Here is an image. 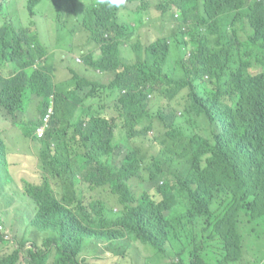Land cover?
I'll return each mask as SVG.
<instances>
[{"label": "trees", "instance_id": "16d2710c", "mask_svg": "<svg viewBox=\"0 0 264 264\" xmlns=\"http://www.w3.org/2000/svg\"><path fill=\"white\" fill-rule=\"evenodd\" d=\"M52 1L61 23L79 21L77 5L84 3L91 45L82 48L81 69L66 66L73 86H60L33 31L18 21L0 25V125L10 124L0 129V225L28 221L0 264L20 257L25 264H97L80 256L85 241L113 247L116 264L125 256L127 264L240 261L244 226L264 215V0L155 5L174 18L166 37L177 46L182 78L164 69L168 39L139 33L144 0L134 10L128 4L138 0L119 9L99 0ZM39 2L26 0L31 16ZM241 18L250 29L238 27ZM128 40L130 49L143 50L142 60L125 62ZM255 66L261 70L253 73ZM104 76L108 101L93 110L89 100ZM169 88L168 102L151 113L150 95ZM182 90L186 102L179 108L174 100ZM50 100L53 113L38 138L34 130ZM19 113L25 119L16 124ZM144 116L158 124V135L137 127ZM120 127L130 139L125 149L114 142ZM30 144L31 171L26 163L27 169L15 166L13 175L22 178H12L9 158L15 155L16 165ZM155 145L160 149L149 158ZM143 175L142 190L137 182L133 191L131 181Z\"/></svg>", "mask_w": 264, "mask_h": 264}, {"label": "rangeland", "instance_id": "374dc122", "mask_svg": "<svg viewBox=\"0 0 264 264\" xmlns=\"http://www.w3.org/2000/svg\"><path fill=\"white\" fill-rule=\"evenodd\" d=\"M166 2L167 0H144L147 9L141 10L138 14L140 18H144L145 24L140 27V31L144 34L149 35H162L169 36L172 32L171 23L174 22V18L169 16V11H165L163 15H161L160 11L155 9V5L160 2ZM140 0L134 1L133 3L128 4V7L131 10H134V4H138ZM77 9V13L80 14L82 18L78 21H69L67 23L57 22L54 15V4L52 0H40V2L35 6L36 15L31 16L26 8V0H0V25L4 19L15 22L18 21L21 25L25 27H29L31 31L35 34L38 41L41 42L47 49V60L49 64L56 67V71L54 73V80L60 86H73L74 82L70 79L69 73L66 70V66H70L76 70H79L83 66L82 55L86 50H82V48H86L91 43H87V34H88V22L90 21V17L85 13L84 3H79ZM125 5V9L123 11H128V8ZM47 9V15H46ZM51 10L52 15H49V11ZM77 19V15H74ZM121 17L125 20H128V14L122 13ZM83 19V21H82ZM136 23H140L136 21ZM238 27L242 25V22H239ZM167 38V37H166ZM142 42H146V38H140ZM168 39V38H167ZM131 41L128 40L125 47H123L126 60L125 62H129L132 60H142L144 58L143 50H132L130 49L129 43ZM169 42V39H168ZM132 43V42H131ZM94 43H92L91 48H94ZM179 57V52L177 46L172 41L169 42V54L164 64V69L171 72L173 76H179L182 78L183 69H181V65H178L177 60ZM79 58V61L76 60ZM46 60V62H47ZM0 67H2L0 65ZM261 70L260 66H255L251 68V72L256 73ZM8 71V68H7ZM98 80V79H97ZM109 83V76H104L99 80L98 85L95 86L96 93L95 96L92 97L89 101H91L92 109L96 110L100 106H106L108 98L106 96L105 87ZM173 88H169L163 94L153 93L150 95V112H154L158 107L164 106L169 97L171 96ZM186 90H182L180 94L174 100V103L178 105L179 108L183 107L186 102L185 96ZM36 102L33 101L29 104L28 108H34ZM108 114L113 113L109 110ZM34 115V112H33ZM26 116H29V112H26ZM31 118V117H30ZM25 119V116L20 113L14 118L16 124H21V120ZM28 122V121H27ZM10 126L8 121H2V125H0V129L8 128ZM23 126V125H22ZM21 126V127H22ZM144 126L150 127L148 131V135L150 137L154 135H158V124L152 123L148 116H144L141 118L137 127L142 128ZM121 131V132H120ZM127 136L125 131L120 127L115 130L114 142L120 144L125 149V144L127 141ZM130 140V139H129ZM155 143V142H154ZM152 143V144H154ZM160 146H153L149 148L147 152V156L150 158L151 155H155ZM27 156L19 155L15 162V155L9 158L10 162V171L12 178H16L19 180L22 178L20 175H13L12 169L15 166L23 167L31 171L32 160H34V148L32 144L29 145V149L27 150ZM161 163L164 162L162 157L157 158ZM25 163L27 165H25ZM14 165V166H13ZM14 176V177H13ZM26 177H30L29 175H25ZM139 183L137 189L139 191L142 190L144 186V175L141 179H134L131 181L130 186L133 191H135L136 184ZM102 196L109 199L107 205H111L112 199L110 194L103 190L100 192ZM10 222L4 223V225H0V234L3 235L4 241L0 240V255L10 252L16 245L13 240L14 233L18 230H22L28 221H24L22 223H18V218H8ZM243 234V254L240 261L236 263L229 264H264V215L257 217L251 223L247 224V227L242 231ZM85 248L81 252L80 256H84L88 258L91 262H96L97 264H116V261L119 258V254L111 253L114 250L113 247L108 246L104 249H100L98 244H93V242L85 241ZM246 245V248L244 247ZM245 249V250H244ZM211 252H214L215 249L211 248ZM128 259L126 256L121 259L120 264H127ZM135 264H142L134 262ZM17 264H25L24 259L20 257V260Z\"/></svg>", "mask_w": 264, "mask_h": 264}, {"label": "built area", "instance_id": "2783aa9c", "mask_svg": "<svg viewBox=\"0 0 264 264\" xmlns=\"http://www.w3.org/2000/svg\"><path fill=\"white\" fill-rule=\"evenodd\" d=\"M77 61H79V58H76ZM53 113V103L50 100L49 105L47 106L46 112L41 116V121L38 126H36L34 130V134L36 137L40 138L43 136L45 129L49 125V121L51 119Z\"/></svg>", "mask_w": 264, "mask_h": 264}, {"label": "clouds", "instance_id": "9594fccd", "mask_svg": "<svg viewBox=\"0 0 264 264\" xmlns=\"http://www.w3.org/2000/svg\"><path fill=\"white\" fill-rule=\"evenodd\" d=\"M99 3L101 5H106L108 8H116V9H119L124 3H125V0H99ZM240 22H242L243 26L247 27L248 29H250L249 25H248V22L246 21L245 18H241L239 20ZM143 26V25H142ZM125 45L127 44L124 43ZM260 53V52H259ZM260 57H261V53H260ZM259 57V58H260ZM250 60H254L252 57H250ZM176 176L180 177L181 176V169L179 168V170L175 173ZM160 183H162V181H160ZM24 222L23 220L21 219H18V223H22Z\"/></svg>", "mask_w": 264, "mask_h": 264}, {"label": "crops", "instance_id": "0c3cea01", "mask_svg": "<svg viewBox=\"0 0 264 264\" xmlns=\"http://www.w3.org/2000/svg\"><path fill=\"white\" fill-rule=\"evenodd\" d=\"M134 2V1H133ZM95 54H97V51H95Z\"/></svg>", "mask_w": 264, "mask_h": 264}]
</instances>
